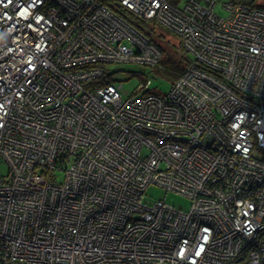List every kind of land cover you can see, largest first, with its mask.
Instances as JSON below:
<instances>
[{
    "label": "built area",
    "instance_id": "1",
    "mask_svg": "<svg viewBox=\"0 0 264 264\" xmlns=\"http://www.w3.org/2000/svg\"><path fill=\"white\" fill-rule=\"evenodd\" d=\"M216 3L0 0V264H264V3Z\"/></svg>",
    "mask_w": 264,
    "mask_h": 264
},
{
    "label": "rangeland",
    "instance_id": "2",
    "mask_svg": "<svg viewBox=\"0 0 264 264\" xmlns=\"http://www.w3.org/2000/svg\"><path fill=\"white\" fill-rule=\"evenodd\" d=\"M227 1L228 0L217 1L214 8V13L217 16L221 18H226L228 16V12L222 7V3H225ZM258 3L263 4L264 0H258ZM168 38L171 43L177 44V40L172 39L171 37ZM126 69L127 70H124V72L116 73V75L114 76V79L116 81H120V83L122 84L121 94L123 97L136 93L137 91L135 92V90L140 84H142V79L144 78V76L150 81V86L148 88L150 92L163 95L170 91L171 82L161 77H158L155 80L151 79L152 74L149 70H143L134 66H127ZM139 74H142V76H140ZM146 195L148 196V198L144 199L149 201L165 197V202L167 204L174 205L175 207H180L183 210H186L189 206V202L182 196L171 193L165 194L162 190L155 186H149L146 191Z\"/></svg>",
    "mask_w": 264,
    "mask_h": 264
},
{
    "label": "trees",
    "instance_id": "3",
    "mask_svg": "<svg viewBox=\"0 0 264 264\" xmlns=\"http://www.w3.org/2000/svg\"><path fill=\"white\" fill-rule=\"evenodd\" d=\"M170 4L177 5L181 3L184 0H168ZM219 1V0H216ZM230 2L243 4L246 6H257L262 7L260 3H258V0H228ZM135 26L142 32H144L149 37H152V39L157 43V45L160 47L162 53H163V59L161 61V75L165 76L169 80L173 81L177 79L183 72L186 58L185 53L181 48L180 42L176 37H171L172 39L177 40V44H173L170 42L169 38L170 34L168 31L162 29L161 27L155 26L153 22H141L136 21ZM131 66V65H127ZM125 66H121V69H118V66H113L114 76L116 73L124 72V70H127ZM137 67V66H134ZM140 68V67H137ZM123 69V70H122ZM143 70H149V69H143ZM118 71V72H117ZM150 71V70H149ZM138 75V74H137ZM142 76V74H139ZM114 76L113 79H114ZM145 77V76H144ZM108 81H111L109 79Z\"/></svg>",
    "mask_w": 264,
    "mask_h": 264
},
{
    "label": "water",
    "instance_id": "4",
    "mask_svg": "<svg viewBox=\"0 0 264 264\" xmlns=\"http://www.w3.org/2000/svg\"><path fill=\"white\" fill-rule=\"evenodd\" d=\"M252 155H253V157H255L256 159H259V160L261 159L260 156H258V154H257L256 152H253Z\"/></svg>",
    "mask_w": 264,
    "mask_h": 264
}]
</instances>
